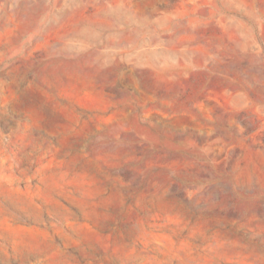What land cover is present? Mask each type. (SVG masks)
Wrapping results in <instances>:
<instances>
[{
	"label": "rangeland",
	"instance_id": "1",
	"mask_svg": "<svg viewBox=\"0 0 264 264\" xmlns=\"http://www.w3.org/2000/svg\"><path fill=\"white\" fill-rule=\"evenodd\" d=\"M0 264H264V0H0Z\"/></svg>",
	"mask_w": 264,
	"mask_h": 264
}]
</instances>
